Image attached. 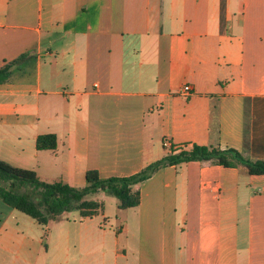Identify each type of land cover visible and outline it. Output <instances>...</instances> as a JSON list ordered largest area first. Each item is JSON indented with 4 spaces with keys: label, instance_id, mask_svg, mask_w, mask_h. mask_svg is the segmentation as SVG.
<instances>
[{
    "label": "crops",
    "instance_id": "1",
    "mask_svg": "<svg viewBox=\"0 0 264 264\" xmlns=\"http://www.w3.org/2000/svg\"><path fill=\"white\" fill-rule=\"evenodd\" d=\"M18 57L0 83V160L42 181L83 187L89 169L127 176L193 144L264 159V0H0V67ZM45 133L55 150L36 148ZM135 188L112 240L91 218L43 227L0 199V264L98 247L113 264H264V174L196 160Z\"/></svg>",
    "mask_w": 264,
    "mask_h": 264
},
{
    "label": "trees",
    "instance_id": "2",
    "mask_svg": "<svg viewBox=\"0 0 264 264\" xmlns=\"http://www.w3.org/2000/svg\"><path fill=\"white\" fill-rule=\"evenodd\" d=\"M19 59L0 67V83L8 80L11 66ZM56 145L57 138L53 133L40 134L35 139V146L39 150L53 151ZM196 160L225 167L242 165L249 174H264V159H252L231 147L198 144L176 152L170 149L160 159L127 176L100 177L97 170L89 169L85 172L83 187H74L64 181H42L33 170L0 160V199L43 227L71 211H77L79 219L91 218L102 209V202L93 198L97 193L103 192L116 198L120 209L133 208L139 204V190L135 185L164 166ZM21 188L24 190L20 191Z\"/></svg>",
    "mask_w": 264,
    "mask_h": 264
},
{
    "label": "rangeland",
    "instance_id": "3",
    "mask_svg": "<svg viewBox=\"0 0 264 264\" xmlns=\"http://www.w3.org/2000/svg\"><path fill=\"white\" fill-rule=\"evenodd\" d=\"M24 188H21L20 191H23ZM26 190V189H25ZM29 190V189H28ZM94 199H96L95 197H93ZM101 201V199H99ZM102 209L96 213L95 215H93L91 217V220H88L90 223V227L92 229H95L96 231H98L100 233V231L98 230V224H105V226H107V229H110L108 231V238L110 239L111 236V240L115 235V231H116V224H114L111 227V222L115 221L114 220V214L117 212L118 215L120 216H124V213H120L119 211V207H118V200L114 197L111 198H107L104 203L102 202ZM104 213V214H103ZM22 215V217H26V219H29V221L34 220L33 218H31L30 216L22 213L20 214ZM66 216L69 219H79V215L77 211H71L69 213H66ZM69 231H71L72 233L75 232V230L73 229H69ZM125 235L122 234L120 236V242H119V247H122V245L125 243L124 239H125ZM50 245H51V241H50ZM102 247H98V250L95 251V253H93L92 255H89L88 257L86 255H82L80 258H76L75 261H67L66 264H113L114 262V255L112 253H107L104 257L101 256V251ZM65 264V263H64Z\"/></svg>",
    "mask_w": 264,
    "mask_h": 264
},
{
    "label": "built area",
    "instance_id": "4",
    "mask_svg": "<svg viewBox=\"0 0 264 264\" xmlns=\"http://www.w3.org/2000/svg\"><path fill=\"white\" fill-rule=\"evenodd\" d=\"M180 89H181V93L188 94L191 91V86L189 84H186V85L182 86V88H180ZM163 145L168 146V143L165 141V142H163Z\"/></svg>",
    "mask_w": 264,
    "mask_h": 264
}]
</instances>
